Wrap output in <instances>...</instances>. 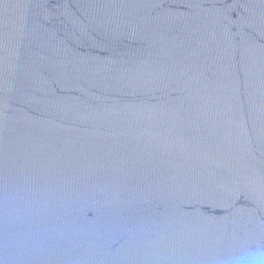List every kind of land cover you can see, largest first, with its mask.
<instances>
[{"label": "water", "instance_id": "1", "mask_svg": "<svg viewBox=\"0 0 264 264\" xmlns=\"http://www.w3.org/2000/svg\"><path fill=\"white\" fill-rule=\"evenodd\" d=\"M259 250L264 0H0V264Z\"/></svg>", "mask_w": 264, "mask_h": 264}, {"label": "clouds", "instance_id": "2", "mask_svg": "<svg viewBox=\"0 0 264 264\" xmlns=\"http://www.w3.org/2000/svg\"><path fill=\"white\" fill-rule=\"evenodd\" d=\"M246 264H264V250L249 254L246 257Z\"/></svg>", "mask_w": 264, "mask_h": 264}]
</instances>
